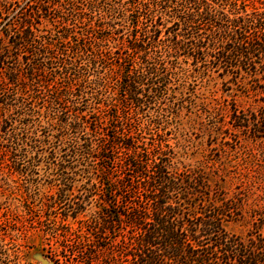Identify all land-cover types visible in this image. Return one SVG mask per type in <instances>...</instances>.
<instances>
[{
	"label": "rangeland",
	"instance_id": "1",
	"mask_svg": "<svg viewBox=\"0 0 264 264\" xmlns=\"http://www.w3.org/2000/svg\"><path fill=\"white\" fill-rule=\"evenodd\" d=\"M154 1L0 0L5 22L26 17L37 40L16 49L0 26V48H8L0 63V264H83L79 250L106 257L86 227L98 209V196L85 191L97 181L93 162L69 148L71 139L81 143V110L103 125L117 118L137 145L170 150L178 167L200 169L227 199L240 197L227 232L245 236L252 209L264 207V142L234 137L229 124L232 107L253 108L263 93L248 78L232 82L195 66L183 45L168 54L173 32L184 31L174 24L176 2ZM262 1L245 0L247 12L264 10ZM154 22L157 31L142 38L156 39L149 56L164 61L168 82L136 106L122 75L140 62L134 35Z\"/></svg>",
	"mask_w": 264,
	"mask_h": 264
},
{
	"label": "trees",
	"instance_id": "2",
	"mask_svg": "<svg viewBox=\"0 0 264 264\" xmlns=\"http://www.w3.org/2000/svg\"><path fill=\"white\" fill-rule=\"evenodd\" d=\"M174 1L181 23L174 24L184 33L173 32L174 46L167 53L183 45L195 66L214 69L232 82L248 78L253 90L263 95L253 108L232 107L229 124L234 137L264 142V10L247 12L245 0ZM225 5L228 14L221 7ZM4 14L0 11V26H6L5 36L13 39L16 49L37 42L26 17L6 23L9 13ZM147 19L154 21L153 12ZM153 24L140 32V39L134 35L131 49L140 62L125 67L122 75V88L136 106L168 82L164 61L149 56L156 39L142 38L157 31L159 24ZM5 53L8 48H0V63ZM74 118L79 119L81 143L71 139L69 148L92 160L97 179L85 188L86 197L98 196V209L86 227L95 239L91 246L107 252L98 262L99 255L79 250L83 264H264V207L252 209L245 236L231 234L224 225L240 215V197L227 199L220 185L211 184L200 169L178 167L170 150L149 151L137 145L117 118L103 125L95 116L89 121L83 110Z\"/></svg>",
	"mask_w": 264,
	"mask_h": 264
}]
</instances>
